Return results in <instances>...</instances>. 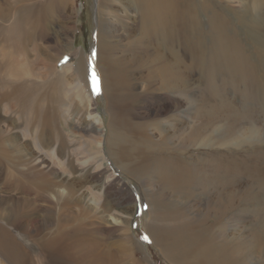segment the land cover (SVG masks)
Segmentation results:
<instances>
[{
  "label": "rangeland",
  "instance_id": "rangeland-1",
  "mask_svg": "<svg viewBox=\"0 0 264 264\" xmlns=\"http://www.w3.org/2000/svg\"><path fill=\"white\" fill-rule=\"evenodd\" d=\"M49 1L0 0V131L5 127V134L16 137L19 153L13 161L0 157V208L10 213V221L0 225L28 246L19 229L29 228L36 216L27 187L55 170L80 179L96 200L109 202L114 214L130 213V246L143 264H194L192 248L186 245L189 253L184 248L199 227L223 232L212 240L213 247L223 236L233 242L222 246L229 247L227 252L214 250L213 260L196 264H264V0H208L205 8L197 0L194 15L180 19L177 68L162 76L151 58L153 42L141 49L132 45L119 53L114 68L120 86L109 88L110 93L102 89L95 55L99 0H74L72 44L85 60L84 89L93 99L90 113L102 121L99 130L88 125L86 106L71 93L65 96L60 86L62 66L77 62L82 68L83 60L55 45L51 26L62 18V0ZM48 55H55L53 68ZM131 56L137 58L130 63ZM137 73L142 77L135 79ZM9 86L15 88L6 100ZM39 118L52 139L48 148L40 149L32 136ZM5 134L0 132V142ZM111 136H117L115 144L124 143L109 149ZM99 141L98 156L107 171L92 161L98 158ZM87 166L97 171L95 176ZM176 209H181L178 215ZM46 220L55 225L53 217ZM97 227L105 230L94 231L103 245L112 241L111 233H120L116 223ZM73 232L61 245L71 253L63 256L65 262L33 258L36 262L26 264H86L71 248L84 235L77 231L73 239ZM205 234L201 242L211 240ZM88 238L84 242L92 241ZM129 256L130 251L126 256L104 253L96 263L135 264ZM20 259L15 256L16 264Z\"/></svg>",
  "mask_w": 264,
  "mask_h": 264
},
{
  "label": "bare ground",
  "instance_id": "bare-ground-1",
  "mask_svg": "<svg viewBox=\"0 0 264 264\" xmlns=\"http://www.w3.org/2000/svg\"><path fill=\"white\" fill-rule=\"evenodd\" d=\"M196 1L197 0H185V3L182 4L181 0H99L97 5V9L99 13L96 16L97 39H96L95 55H96L97 67L100 71L99 74L100 77L102 78V80L99 79L101 82L102 89L108 93L109 88L114 87L116 85L120 86L119 75L114 68V66L116 65V61L118 62L120 60L119 53L125 51L132 45L134 46L136 45L135 48H140L143 46V44L145 45V47H147L149 46L150 41L153 42V44L151 43L150 44L152 45V49L154 53L151 56V58L155 59V62L159 63L156 70L158 73L160 72L162 76L168 77L177 68L178 60L176 58V55L178 52L177 39L179 38L180 35V23H181L180 19H183L187 14L190 13L193 14L194 3ZM199 2L204 8L210 5L208 0H199ZM75 6L76 5H74V0H62L60 7L61 9L60 15L62 16V18L61 20L53 21V26H51V28H53L56 36V38H54L57 41L54 42L55 45L56 43H58L60 47L62 46L61 48L63 51H67L71 53L73 51L74 53H77L76 54L78 56L77 60L79 62L82 56L81 54H78L79 51L76 48L74 49L72 44L73 32L75 29V21H76ZM37 49L35 50V53L38 51ZM58 49L60 50V48ZM62 50H60V52H63ZM136 58L137 56H131L128 58V60L131 63V61H135ZM45 60L48 61V67L53 68L52 64L54 65L55 63V55H48L47 59ZM82 60H83L82 68L80 66L81 63L78 64L77 62H75L73 65L65 63L61 68L62 69L61 72L65 73L62 75H64L65 77L64 78L61 77L59 82L61 83L60 86L64 89L65 96L66 95L68 96V94L71 93L75 95L80 100V102L86 106L87 108L86 114L88 116L87 120L90 121L88 122V125H90L91 128L93 127L99 130L97 125H100L102 123L100 117L91 114L89 111V107H92L93 105L92 103L93 99L91 98V95L88 92V90H85L86 89L85 60L83 58ZM149 60L151 61V59ZM9 77L12 78V76ZM133 77L135 79H138L141 78L142 76L140 75V73H137V75L133 74ZM14 88L15 87L13 86L11 87L9 86V90L5 91V94L3 93L4 99L11 100L10 96L13 95ZM40 119L42 118H39L36 121L37 123L36 129L38 130L35 129V132L37 133L36 134L33 133L32 136L34 142H36V144L39 145L40 149H43V146L46 148L50 147L52 139L50 136L45 135L44 129L46 128V124L43 123ZM1 121L4 122L3 119H0V123ZM31 123L28 125V127L31 126ZM33 124L34 122L32 123V125ZM9 125H12V123H9ZM0 132H4V134L5 132L8 133V129L4 127L3 130ZM5 135L6 137L3 139L4 141L0 142V157L6 161H13L15 158L19 156L18 151H16L18 150V140L14 135H10V134H5ZM116 137L117 136H111L107 139L109 149H113L112 145L118 146L117 144L124 143L123 141L120 140L121 139L120 137V139L117 138L118 140H120V142L116 141L115 144L112 140H114ZM100 142L101 141L98 142L97 150L95 151L99 159L97 158V160H92V161L94 162L97 161L99 165L103 164V167L102 166L101 167L105 169V171H107L108 169L106 165H104L105 163L103 162L102 159L100 160V156H98V153L100 152V147H99ZM14 151H15L14 153L15 156L13 154ZM18 159H20V157ZM178 162L179 164H183L180 161ZM22 163L25 164V162ZM19 164H21V162H19ZM85 164L88 165V159H86ZM86 168L92 169L90 172L92 176L96 175L97 173L96 170L88 166ZM87 171L89 172V170ZM52 173H53L52 177L49 176L47 178L35 180L31 182V184H29L27 187V190L29 192L31 191L30 194L33 195L32 196L29 194L30 196H32L31 198H33V201L31 200L30 203H32L31 204L32 212H35L36 216L35 217L33 216L29 219V228H24L23 226H19V229H20V235H25L27 237L28 246H25L19 241V235L14 234L11 231V228L5 229L4 226L0 225V261H1L0 264L2 263L16 264L15 256H19L21 258L19 260V264H24V261L26 264L27 260H29V262L32 261L38 262L40 259H43L44 261L48 260L45 261L46 263H49L50 261L54 263L55 262L59 263V261L65 262L66 259L63 258V256H67L69 254V251L67 248H64V245L63 246L61 245L69 236L68 233L72 231L76 232V233L73 232L72 236L70 235V237H72L73 239L78 237L76 235L78 233L77 231H81L80 232L81 234L79 235H84V237L80 238V240H75L73 242V244L74 243L76 244V245L74 244L75 245L74 247L73 246L71 247L69 245H67L66 247H71L72 249L74 248L73 253L79 256L78 259L81 257L80 259H82V261L85 262L86 264L87 263L94 264V262L95 264H97L96 261H99L98 257L100 259L101 255H103L104 253L108 254L109 252H115L117 254L119 253L121 256H126V254L129 251H130L129 257L131 258L132 262H134L135 264H143L134 256L133 249L130 246V239L128 233V228L130 224V216H129L130 213H128V215L114 214L113 210H108L109 202L107 201L102 203L98 201L99 199L96 200L95 197L90 193V191L88 192L85 189L84 184L79 183L80 179H74L72 178V176H69V174L67 173H61V174L55 173V170ZM110 175L108 174V177ZM16 185L14 186L16 187ZM105 186H106L105 183H101L100 190L103 191ZM22 191H24V189ZM114 202L115 204H117L116 200ZM181 209L186 211V208H181ZM181 209H176L177 215L180 213ZM39 212H41V214ZM8 214L10 213H7L6 209L0 208V221L1 220H5L7 222L10 221V219L8 218ZM51 217H53V220L55 222V225L52 227L50 226V223L46 220ZM120 217L123 218V220H121ZM12 219L14 220V218ZM120 222L122 223L121 226H119ZM113 223H116L117 227H120V233L118 235L117 234L113 235L111 233L110 235H112V241L108 240V242L105 243L104 245L98 243V240L100 239L94 237V233H95L94 231L101 232L105 230L99 229L97 226L100 224H109L112 226ZM186 233L188 234L190 232H186ZM205 233H207V235H211V240L207 242H201L207 239ZM220 233L223 232H220L219 230L216 231L208 230V227L207 229L205 227L204 229H202V231H201V227L195 229V232H193L192 235L190 236L194 239L193 243L191 241V238L190 240L188 239L186 240V244L184 248L186 249V253H189L188 252L189 249L187 248L188 246H186L189 245L190 249L192 248L194 252V257L196 258V260L203 261L204 258L211 259L216 251L218 252L221 251L220 253H222V251L227 252L229 247L227 246L222 247V246L224 244L225 245L231 244L233 240H231V242L225 241L226 237L223 236L220 246L213 247L211 244L212 240L214 241V238H216L217 236L219 237V235L217 234ZM87 236L92 240L89 243L84 242L87 240L88 238ZM184 236L179 237L178 239L182 240ZM58 250L61 256L58 254L57 252ZM239 251L240 250H236V253L239 254L240 253ZM233 252L235 253V251ZM234 253L233 255H235ZM240 254L242 255V253ZM241 255L239 257L244 258ZM33 258L36 259V261ZM242 258L240 259L242 260ZM196 262L194 264H196ZM225 263L229 264L231 262L230 260H228L225 261Z\"/></svg>",
  "mask_w": 264,
  "mask_h": 264
}]
</instances>
